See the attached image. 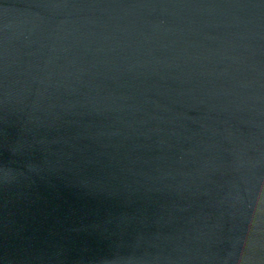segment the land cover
<instances>
[{"label":"water","instance_id":"95a60500","mask_svg":"<svg viewBox=\"0 0 264 264\" xmlns=\"http://www.w3.org/2000/svg\"><path fill=\"white\" fill-rule=\"evenodd\" d=\"M0 264H264V0H0Z\"/></svg>","mask_w":264,"mask_h":264}]
</instances>
